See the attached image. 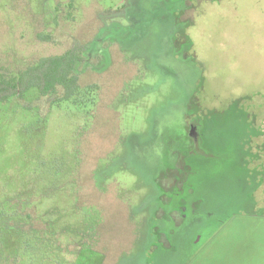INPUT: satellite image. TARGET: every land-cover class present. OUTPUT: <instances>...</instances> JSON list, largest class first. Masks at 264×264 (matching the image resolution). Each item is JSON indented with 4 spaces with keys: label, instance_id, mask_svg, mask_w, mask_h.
<instances>
[{
    "label": "rangeland",
    "instance_id": "1",
    "mask_svg": "<svg viewBox=\"0 0 264 264\" xmlns=\"http://www.w3.org/2000/svg\"><path fill=\"white\" fill-rule=\"evenodd\" d=\"M73 44L93 117L0 104L16 225L55 236L51 264H264V0H0V66Z\"/></svg>",
    "mask_w": 264,
    "mask_h": 264
},
{
    "label": "trees",
    "instance_id": "2",
    "mask_svg": "<svg viewBox=\"0 0 264 264\" xmlns=\"http://www.w3.org/2000/svg\"><path fill=\"white\" fill-rule=\"evenodd\" d=\"M67 8L71 16L74 9L71 2ZM41 41L49 42L50 37L44 36ZM85 50V45L73 44L60 56L40 58L19 70L0 66V104L8 103L12 99L22 104L24 109L31 110L34 102L26 103L25 97L33 92L34 101L45 99L48 107H58L60 103L66 102L76 111L93 117L91 111L97 102V86L83 87L79 83L82 72L78 66L86 62L83 58ZM29 189L32 190V187L29 186ZM22 191V184L15 185L10 190L9 206L0 203V264H51L54 258L50 250L55 249V236L45 234L46 227L39 230L25 227L32 217L19 212L23 209L22 204L26 197L22 195ZM19 222L25 226L16 225ZM9 232L12 236H7ZM24 251L29 253L23 262ZM35 254L38 256L35 257Z\"/></svg>",
    "mask_w": 264,
    "mask_h": 264
},
{
    "label": "flooded vegetation",
    "instance_id": "3",
    "mask_svg": "<svg viewBox=\"0 0 264 264\" xmlns=\"http://www.w3.org/2000/svg\"><path fill=\"white\" fill-rule=\"evenodd\" d=\"M197 128H198V124H191L190 126V130H192L190 132V137H191V140L192 142L194 143L195 147L198 145V134H197ZM169 186L168 185H165L164 188H168ZM184 210V209H183ZM174 213V212H173ZM176 213V216H177V219L180 220V219H183V215L181 214V212L179 211H175ZM180 213V214H179Z\"/></svg>",
    "mask_w": 264,
    "mask_h": 264
},
{
    "label": "water",
    "instance_id": "4",
    "mask_svg": "<svg viewBox=\"0 0 264 264\" xmlns=\"http://www.w3.org/2000/svg\"><path fill=\"white\" fill-rule=\"evenodd\" d=\"M192 131V130H191Z\"/></svg>",
    "mask_w": 264,
    "mask_h": 264
}]
</instances>
